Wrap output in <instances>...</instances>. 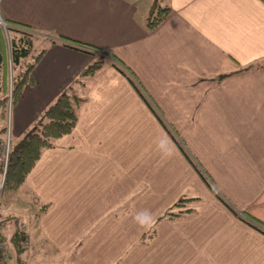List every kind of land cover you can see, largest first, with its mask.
I'll list each match as a JSON object with an SVG mask.
<instances>
[{"label": "crops", "instance_id": "crops-1", "mask_svg": "<svg viewBox=\"0 0 264 264\" xmlns=\"http://www.w3.org/2000/svg\"><path fill=\"white\" fill-rule=\"evenodd\" d=\"M151 2L0 0V16L121 58L238 212L206 187L129 80L108 65L90 81L74 129L27 176V191L50 204L39 221L43 241L68 251L111 212L73 264H264V225L249 223L264 222V65L255 66L264 59V0H166L167 16L147 30ZM94 58L61 41L50 46L34 68L36 84L14 104L13 139ZM185 192L201 197L196 211L160 221L150 245L130 252L148 229L136 213L155 220Z\"/></svg>", "mask_w": 264, "mask_h": 264}, {"label": "trees", "instance_id": "trees-1", "mask_svg": "<svg viewBox=\"0 0 264 264\" xmlns=\"http://www.w3.org/2000/svg\"><path fill=\"white\" fill-rule=\"evenodd\" d=\"M169 10L170 6L165 1L152 0L148 14L143 20L145 28L147 30L156 28L165 19ZM4 21L8 40L5 37L3 27L0 25V113L2 117L7 112L9 101L13 106L22 98L27 87L36 84L34 68L45 51L56 42L61 41L64 45L92 54L95 58L81 70L73 84L57 94L55 99L42 110L38 120L26 129L21 136L13 139L11 134L6 160L1 149L5 138L0 137V183L2 182V193L6 190L18 189L24 183L44 150L54 147L57 138L70 133L74 129L79 118V110L82 104L88 100L90 81L101 74L108 65H113L129 80L136 92L149 106L183 155L197 171L206 187L235 214L238 212L226 196L220 192L213 178L203 168L197 157L190 151L176 127L165 118L162 110L133 70L121 58L108 49L91 46L68 36L37 30L22 22ZM263 65L264 59L255 64L257 67ZM3 129L5 127L0 128V133ZM28 192L32 196L30 199L36 201L37 196L33 194L32 190H28ZM134 197L127 198L124 205L127 206L135 199ZM200 198L191 196L187 192L179 195L157 216L153 226L140 234L138 241L145 244L153 238L156 226L160 221L195 212L196 207L190 203ZM47 204L41 203L43 206H41L40 212L48 207ZM249 218V223L259 229L262 228L260 226L264 225V222L256 217L250 216ZM88 237L79 238L75 244V249L82 246ZM16 240L15 238V244L18 246Z\"/></svg>", "mask_w": 264, "mask_h": 264}, {"label": "rangeland", "instance_id": "rangeland-1", "mask_svg": "<svg viewBox=\"0 0 264 264\" xmlns=\"http://www.w3.org/2000/svg\"><path fill=\"white\" fill-rule=\"evenodd\" d=\"M0 25L3 27L5 37L8 40L6 28L1 23ZM7 106V112L3 115V117L0 113V124L2 121L5 122L4 125L1 126L5 127V129H3L0 133L1 138H6L9 134H12L10 133V130L14 105L12 106L11 101H9ZM27 189H29V187L27 186L26 178L24 183L21 184L18 189L6 190L3 193L0 191V236L3 239L5 246L6 264H73L72 258L81 248L80 246L78 249H75V244L79 239H77L73 244H70L71 246L69 247V250L65 252L56 251L55 249L49 247V245L43 241L46 238L44 237L45 239H43L41 236L42 230L39 221L42 215L48 211L50 204L48 203V207L43 212H40L41 206H43L41 203L45 202L41 201L33 190L32 192L35 196H37V200H31L30 197L32 198V196L29 194ZM200 191L201 190H197L194 192L192 187H190V193L192 195L200 194ZM202 193L205 194V192ZM190 204L195 207L199 205V203L195 201H191ZM110 213H106L96 220V222L89 229L87 228L85 230V232L80 236V239L89 236L87 238L88 240L93 233L103 225V221L108 216L110 217ZM15 238L17 239L16 243L18 246L15 244ZM138 239L139 237L136 239L133 246L127 248L130 252L138 245H142L143 247L149 246L150 243L148 242L153 240L151 238L145 244H142L138 241ZM6 253H8L11 261H8Z\"/></svg>", "mask_w": 264, "mask_h": 264}, {"label": "built area", "instance_id": "built-area-1", "mask_svg": "<svg viewBox=\"0 0 264 264\" xmlns=\"http://www.w3.org/2000/svg\"><path fill=\"white\" fill-rule=\"evenodd\" d=\"M0 23L5 27V25H4L5 21L3 20V18L1 16H0ZM10 133H11V130H10ZM10 135L11 134H9L5 138V142L1 146V149H2V151L4 153V156H5V160L7 159V156H8ZM1 188H2V182L0 183V191H1ZM0 264H6V261H5V246H4V242H3V239L1 238V236H0Z\"/></svg>", "mask_w": 264, "mask_h": 264}, {"label": "clouds", "instance_id": "clouds-1", "mask_svg": "<svg viewBox=\"0 0 264 264\" xmlns=\"http://www.w3.org/2000/svg\"><path fill=\"white\" fill-rule=\"evenodd\" d=\"M134 221L142 228H151L155 223L153 214L147 210L137 212Z\"/></svg>", "mask_w": 264, "mask_h": 264}]
</instances>
